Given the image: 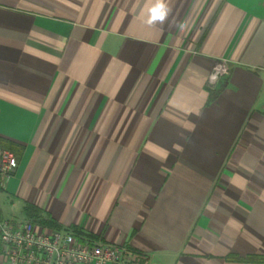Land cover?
I'll return each mask as SVG.
<instances>
[{
	"label": "crops",
	"instance_id": "obj_1",
	"mask_svg": "<svg viewBox=\"0 0 264 264\" xmlns=\"http://www.w3.org/2000/svg\"><path fill=\"white\" fill-rule=\"evenodd\" d=\"M154 3L0 0V220L29 204L141 264H264V0H168L149 26Z\"/></svg>",
	"mask_w": 264,
	"mask_h": 264
},
{
	"label": "built area",
	"instance_id": "obj_2",
	"mask_svg": "<svg viewBox=\"0 0 264 264\" xmlns=\"http://www.w3.org/2000/svg\"><path fill=\"white\" fill-rule=\"evenodd\" d=\"M225 60L218 61L208 76L212 87L227 73ZM17 167L14 153L0 149V184ZM142 255L126 245L94 240L79 232L56 228L36 219L0 220V264H141Z\"/></svg>",
	"mask_w": 264,
	"mask_h": 264
},
{
	"label": "trees",
	"instance_id": "obj_3",
	"mask_svg": "<svg viewBox=\"0 0 264 264\" xmlns=\"http://www.w3.org/2000/svg\"><path fill=\"white\" fill-rule=\"evenodd\" d=\"M217 92H218V89L216 91L211 92L209 95V100H212L215 97ZM0 149H8V150L13 152L14 147L12 146L11 143L5 142V141L0 139ZM14 155H15V153H14ZM24 212L28 217H30L32 219H36L41 223H45V224H48L50 226L59 228V226L53 220H51L48 217L41 216L39 210L36 207H34L33 205H29V204L25 205L24 206ZM76 232H78V231H76ZM248 259L249 260H253V259L258 260L260 258L252 256V257H248Z\"/></svg>",
	"mask_w": 264,
	"mask_h": 264
},
{
	"label": "clouds",
	"instance_id": "obj_4",
	"mask_svg": "<svg viewBox=\"0 0 264 264\" xmlns=\"http://www.w3.org/2000/svg\"><path fill=\"white\" fill-rule=\"evenodd\" d=\"M171 10L168 0H155V3L149 9V16L145 23L149 26L154 25L156 22L163 23Z\"/></svg>",
	"mask_w": 264,
	"mask_h": 264
},
{
	"label": "rangeland",
	"instance_id": "obj_5",
	"mask_svg": "<svg viewBox=\"0 0 264 264\" xmlns=\"http://www.w3.org/2000/svg\"><path fill=\"white\" fill-rule=\"evenodd\" d=\"M223 75H225V74H223ZM223 75H222V76H223ZM218 79H219V78H218ZM13 210H14V212H15V209H14V208H13Z\"/></svg>",
	"mask_w": 264,
	"mask_h": 264
}]
</instances>
